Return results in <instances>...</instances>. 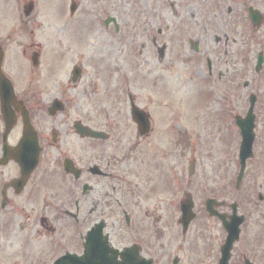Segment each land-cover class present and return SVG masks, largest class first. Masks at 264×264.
<instances>
[{"label": "flooded vegetation", "instance_id": "obj_1", "mask_svg": "<svg viewBox=\"0 0 264 264\" xmlns=\"http://www.w3.org/2000/svg\"><path fill=\"white\" fill-rule=\"evenodd\" d=\"M84 1L85 10L82 9ZM141 1L148 3L147 11L139 8V15L144 12L149 16L144 21L138 20L134 14L124 15L118 0H69L67 8V2L62 3L65 9L61 13L65 16L68 13L69 22L47 35V38L54 40L50 48L62 47L65 36L59 34L69 33L64 53L68 52V47L79 51V54H75L71 50L70 61L66 59L67 55L56 54L53 62H47L50 53L45 56L41 48L42 33L38 42L33 38L37 24L21 26L24 45L13 55L8 53L7 40L0 44V78L5 76L11 81L15 95V104L11 106L12 126L8 132L0 103V264H54L66 255L70 260L64 264H102V260H113L116 264H264V5L260 4L259 9L257 0ZM30 13L26 14V18ZM253 14L257 16L254 26L251 19ZM195 20L199 26L193 40L190 35L193 32L186 25ZM209 22L212 23L210 27ZM71 26L76 28L73 35L69 31ZM132 34L141 40H136L134 44L130 40L122 42L125 37L132 38ZM239 37L242 44L238 43ZM108 38L119 40L118 44L116 41L119 51L112 49L108 52L110 47L103 45ZM88 41V45L96 42V46L89 47ZM257 42V46H252ZM172 43L179 48L173 53L174 57ZM127 45L130 50H127L126 59L123 49ZM87 48L93 53L89 54ZM181 51L188 54L186 61L198 67L203 81L223 92L218 104L222 114L217 117V132L224 129L234 135L237 117L247 129L252 124V157L246 161L240 180L239 161L234 157V151L223 153L224 156L229 155L226 160L223 154L215 157L217 163L213 168L209 190L206 186L209 178L207 181H203V178L199 180L202 170L198 169L200 148L197 142L191 143L184 135L175 144L164 142L155 149L152 146L155 120L148 112L153 127L149 134L151 142H146L148 138L140 139L145 144L140 148L141 142H136L132 152L134 186H137L143 174L146 176L143 181L148 186L140 189L142 196H135V210L131 211L130 206L126 205V197L133 196V192L127 189L118 168L119 160L104 158L100 153V147L110 142L112 133L92 126L90 117L85 120L81 116L88 106L92 107L95 118L100 117L103 114L101 100L97 105H94V101L97 96L107 97L106 88L98 93L95 83H87L83 78L84 66L87 64L95 70H102L109 64L118 70L122 64L128 66L129 59L133 60L132 64L136 63L137 56L145 66H160L175 59L176 53ZM110 58L112 61L108 63ZM59 60L71 65L70 69L64 71L68 76L43 79V65L46 63L52 74L55 70L51 65ZM259 60L261 63L257 68ZM75 67L80 69L77 77L71 76ZM237 68L243 69L241 78L236 74ZM106 76L107 72L103 79L105 82ZM48 85L52 87L51 97L45 99L44 88ZM115 85L118 86V83ZM237 85H242L246 91L245 109L239 115L235 113ZM114 90L117 93V111L122 112L123 103L119 102L122 87H115ZM135 101L131 99V103L137 106ZM53 102H58L62 110L56 113L52 108ZM141 109L147 111L145 106ZM127 110L130 114V109ZM63 114L68 116L65 117L66 123L64 120L60 123L64 130L43 124L44 116L52 120ZM23 115L28 117L33 129L29 137L31 140L34 138L35 142L31 144L34 147L36 143L40 150L31 170L23 169L15 160L18 156L16 148L23 139ZM71 116H75V119L70 120ZM77 123L103 132L107 138L82 137L77 132ZM219 125H223L222 128ZM63 138L68 140L69 150ZM228 143L235 147L234 137ZM148 147L153 150L152 154L146 153ZM3 149L11 150V156L3 158ZM46 149L56 151L50 175L44 173L43 168ZM92 150L99 154L94 162L86 158ZM188 150L194 155L191 159L188 158ZM174 156L177 163L172 169L171 161L174 160L171 158ZM67 159L73 162L78 171V179L65 174L63 166ZM161 163L171 174L175 184L173 189H169L171 185L165 177L157 178L154 175ZM233 165L230 174L229 166ZM67 179H70L69 190L63 182ZM158 181L160 185L157 187ZM136 191L139 192V189ZM45 192L52 194L57 201L55 205L49 207L48 203L45 204ZM199 195L213 199V217L207 215L202 198L196 203L193 200ZM147 197L161 198L162 210L158 215L140 202ZM103 198H114L111 208L116 217L111 223L113 225L104 219L107 204ZM188 198L193 202L196 216L187 231L181 233L178 250L182 254L177 257L172 254L169 235L171 230L181 229L180 209ZM197 206L210 220L201 222L194 233L191 227L201 213ZM136 209L141 212H136ZM59 213L62 219H59ZM233 214L243 219L238 238L226 250L228 233L225 225L233 221ZM250 218L252 220L249 222ZM66 233L70 237L67 240L64 238ZM89 234L93 236L89 249L96 253L84 255L85 240Z\"/></svg>", "mask_w": 264, "mask_h": 264}, {"label": "rangeland", "instance_id": "obj_2", "mask_svg": "<svg viewBox=\"0 0 264 264\" xmlns=\"http://www.w3.org/2000/svg\"><path fill=\"white\" fill-rule=\"evenodd\" d=\"M63 0H0V36H3V38H8L7 46L8 53L10 55H13L15 52H17L21 47L24 45L25 38L24 36V30L20 32L19 27V17H20V10L22 9V12L24 14L25 6L32 3L33 9L30 13L29 18L22 17L23 25L30 24L36 25L35 32L33 34V38L36 42L39 40V36L42 33L43 39H41V48L44 52V55L46 56L47 53H50V57L47 56V62L50 60V63L54 61L55 55L58 54L59 56L62 55H68V53H64V49L67 46L68 40H69V33L66 35L61 32L59 35H65V38L62 40L63 46H58V50L55 47L50 48L49 46L52 45L54 40H49L47 38V32H54L57 28H61V25H67L68 20V13L63 14L61 13L63 8L62 4ZM68 2V0H64V2ZM119 6L123 9L124 15H136V18L140 21H144V19H148V15L143 12L142 15H139V8L141 7L144 11H147V5L148 3H143L141 0H118ZM68 4V3H67ZM260 4L264 5V0H257V7L260 9ZM86 3L85 1L82 3V9L85 10ZM130 19V17H129ZM174 21V20H173ZM129 23V22H128ZM174 23V22H173ZM211 22L208 23V27L211 26ZM16 27V31L15 28ZM19 26V27H18ZM190 30L193 32V35H191L192 39L194 40L196 36V31L198 30L199 24H196L195 22H187L186 25ZM21 29V28H20ZM31 29V28H30ZM95 29V28H94ZM204 30V28H202ZM201 29V30H202ZM18 30V31H17ZM76 28L73 29V26L69 28V31L71 35L74 34V31ZM73 32V33H72ZM27 35V34H25ZM51 35V34H50ZM103 37V33L101 34ZM135 34H132V38H124L122 42L125 43L126 40H130L131 44H134L136 40H141L139 37H133ZM260 34H257L259 36ZM91 40V39H89ZM119 43L118 39H110L108 38V41L103 44L108 45L110 48H108V52L113 49V51L117 50L119 51L117 44ZM205 42V41H204ZM260 42V40H259ZM93 45H89V47L96 46V42H93ZM238 43L242 44L241 37L238 38ZM23 44V45H22ZM205 44H203L204 46ZM258 42L252 43V46H257ZM172 57H174L173 53L178 50L179 48L176 47L174 43H172ZM88 49V48H87ZM86 49V50H87ZM130 50L129 45H127V48L125 47L123 49L124 52V58L127 59L128 52L127 50ZM71 50L76 53V49L69 48L68 52L71 53ZM203 51V50H202ZM87 52L89 54H92L93 52L88 49ZM85 52V54L87 53ZM203 53V52H201ZM79 54V53H76ZM127 55V56H126ZM187 53L184 51L180 53H176V58L173 60H170L166 64L163 65H143L139 62V57L135 58L139 63L132 64L131 61L133 60L129 59V65L122 64L119 66L118 70L115 68L114 72L113 70L110 71V69H107V76L106 80L115 79L118 83V86L123 90L122 96L123 99H120L123 103V109L122 112H118L117 109L119 107H116L115 102L112 104L110 101H114L115 98H117V93L114 90L115 87L118 86L115 85V80L113 82H105L104 76H105V69L102 70H95L94 68L90 67V65L84 66V75L83 78L86 80L87 83H95V85L98 88V93L101 91V89L106 88V94L107 97H104V95L97 96V98L94 101V105H97L99 100H103L105 98L108 99L107 102L104 104H101L102 110L105 112V114H101L100 117L95 118L93 115V109L92 107H86L81 116L86 119L90 117V120L92 121V126L102 128L104 130H108L112 133V139L109 143L103 145L100 147V153L103 155L104 158L107 159H115L119 160L118 168L121 171L122 176L124 177L126 183H127V189L130 192H133V196H127L126 197V205L130 206V210L134 211V203H135V196L140 197L142 196V193H140V189L147 187L148 184L145 183L143 180L146 176L144 174L142 175L141 179H138V182L136 183L137 186H134V180H133V147L136 142H141L140 148L143 147L145 142L141 141L139 138L137 139L136 132L134 125L131 122V119L129 117L128 113V104L129 100L127 99V93L130 95L131 99H135L136 105L140 108L145 106L148 110L152 111L153 118L155 120V135L153 140V147L155 149H158L161 147L160 143H173L182 136H186L187 140L191 143L197 142L199 149L198 155H197V163H198V169L202 170V173L199 174V180L203 178V181H206V177L209 178L208 189L210 190V185L212 183L211 178L213 175V168L215 164L217 163V156L223 153H230V151L233 152L234 147L231 146L228 142L232 140L234 137L235 140V149L238 144V136L237 133L232 135L233 133H227L226 130L221 129L220 132H217L216 125L217 117L222 114V109L217 108V103L219 102V94L220 98L222 99V90H218L213 85L208 84L207 82L203 81L200 77L201 74H198V67L195 65H192L191 62L186 61L188 59ZM63 58V57H62ZM121 59V57H118ZM67 60H70V57L66 56ZM93 60L92 58H89ZM87 59V61L89 60ZM176 60V61H175ZM66 61V60H65ZM94 61V60H93ZM112 59L110 58L108 60V63H110ZM189 61H192L190 59ZM197 62V61H196ZM69 64V63H67ZM50 65V64H49ZM142 65V66H141ZM54 72L65 71V65L64 63L59 60L56 64L51 65ZM70 64L67 65L70 68ZM110 68L111 65L107 64ZM236 74L239 75L241 78L243 75V69L237 68ZM68 74L63 73L60 75H53L49 73V66L47 68V64L45 63L42 68V77L43 79H46L47 77H52L55 79H63L66 78ZM125 78L121 81V78ZM122 78V79H123ZM97 79V80H95ZM125 81H128L125 83ZM122 82V83H121ZM114 87V88H113ZM218 87V86H217ZM48 88V90H47ZM45 89V95L44 98H50L51 97V85H48ZM214 89V90H213ZM221 89V88H220ZM215 91V97L214 102L212 106V93L211 91ZM127 91V92H126ZM235 93H236V101H235V113L236 115H239L243 113V110L245 109L244 105V99H245V89L242 88V85L235 87ZM241 95V98H238V95ZM121 98V97H120ZM240 99V100H239ZM90 106H93L92 104ZM216 110V111H215ZM65 117H68L67 115H59L56 118L50 120L48 117H43V124L45 127H55V128H61L64 130V128L60 127V123L62 120L67 122V119ZM75 119L74 117H70V120ZM79 119V118H76ZM223 126V125H222ZM221 125L219 127L222 128ZM106 130V131H107ZM153 130V127H152ZM152 133V132H151ZM61 136V134H60ZM150 135L148 136V140H146L147 143L151 142L149 140ZM63 143H65L67 149H68V140L66 138H63ZM168 148V146H167ZM203 149V151H202ZM69 150V149H68ZM56 151L53 149H46L44 151L43 155V168L44 173L47 172L50 175V172L52 171V163L53 158L56 157ZM90 156H86L88 160H93L92 162L96 161L99 157V154L96 153V151H91ZM146 153H153V150L151 148L146 149ZM156 153V151H154ZM175 156L178 155V151L175 152ZM236 154V150H235ZM175 156L172 157L174 161H171V167L172 169L175 168ZM192 152L188 150V158L191 159ZM224 156V154H223ZM228 156V155H226ZM236 157V156H235ZM52 158V159H51ZM86 162H88L86 160ZM162 165L159 166V171L155 172V176L158 178L160 176L165 177L171 187L169 189H173L175 184L173 182V179L171 177V174L166 168V165L164 163H161ZM235 165L237 166V160L235 161ZM148 166V165H147ZM216 167V166H215ZM233 166H229V173H232ZM199 171V170H198ZM217 171L220 172V169ZM143 172V171H142ZM142 174V173H141ZM140 174V175H141ZM208 174V176L206 175ZM52 180V179H51ZM66 186H70V179H67V181L63 180ZM157 187L160 185V181L157 183ZM139 189V192L136 191V189ZM145 189V188H144ZM135 193V194H134ZM205 193H207L205 191ZM201 196L194 197L193 200L199 202L201 200ZM105 204H107V209L104 214H107L104 218L107 222L110 224L114 222L115 220V213L112 210L113 206V199H102ZM45 204L49 207L56 204L57 201L54 200V197L50 192H45L44 196ZM144 202L146 209L149 211H155L157 215L162 210V200L158 197H147L146 200L141 201ZM70 203V202H69ZM46 205V206H47ZM199 205V204H198ZM199 206H197L198 208ZM201 213L198 215L197 219L194 221V224L191 227V231L194 233L196 232L199 224L201 222L209 221L205 216V212L203 209L198 208ZM56 212V208L54 210ZM140 210L136 209V212H139ZM141 212V211H140ZM60 214V213H59ZM64 218V216H63ZM59 219H62V215L60 214ZM66 219V218H65ZM51 220V219H50ZM252 218H250L248 221L250 222ZM113 225V224H111ZM67 226V225H66ZM163 232V231H162ZM191 234L189 235V237ZM68 234H65V239H68ZM170 242L172 245V254L176 255L177 257L182 254L178 250V247L180 246V229H174L170 231ZM70 238V237H69ZM167 239V238H166ZM177 248V249H175Z\"/></svg>", "mask_w": 264, "mask_h": 264}, {"label": "water", "instance_id": "obj_3", "mask_svg": "<svg viewBox=\"0 0 264 264\" xmlns=\"http://www.w3.org/2000/svg\"><path fill=\"white\" fill-rule=\"evenodd\" d=\"M0 95H1V98L3 99L2 100V103H3V110H4V113L6 114V107L7 104L9 103V97H10V92L9 94H7L4 89H3V92L2 90H0ZM132 115H133V118L134 120H136L138 122V125H139V130H140V133L141 134H144L147 132V129H148V121H147V118L144 116V114L138 112L136 109H133L132 110ZM7 116V115H5ZM241 129H242V135H243V143L240 147V151L242 153H245L246 156L250 155V142H251V139L248 138L247 139V136H248V133L246 131H244V126L242 123H239ZM27 128L28 126H26L25 128V132L27 133ZM89 134H91V136H94V137H100L101 134H98V133H91L89 132ZM24 141V142H23ZM22 142L23 143H26L28 142V140H23ZM23 143L21 144V155L19 156L20 158V161L21 163H29L31 161V153H32V149L31 148H28V147H24ZM38 152V151H37ZM66 168H68L67 166H65ZM67 171H69V169H66ZM193 218V215L191 213V205L188 203V204H184L182 206V219H181V222L183 223V226L184 228H187V225L189 224L190 220ZM232 241V239H230L229 243ZM90 242H93V238L90 237L87 239V243L85 245V254H89L91 251H90ZM110 262H112L110 260Z\"/></svg>", "mask_w": 264, "mask_h": 264}]
</instances>
